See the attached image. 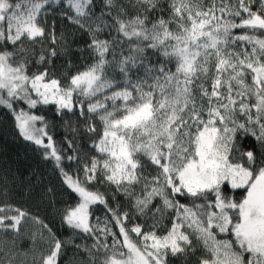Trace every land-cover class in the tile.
Here are the masks:
<instances>
[{
	"label": "snow or ice",
	"instance_id": "obj_1",
	"mask_svg": "<svg viewBox=\"0 0 264 264\" xmlns=\"http://www.w3.org/2000/svg\"><path fill=\"white\" fill-rule=\"evenodd\" d=\"M47 106L87 150L54 140ZM0 107L76 197L66 240L0 206V232L40 226L0 264H62L69 245L78 264H264V0H0Z\"/></svg>",
	"mask_w": 264,
	"mask_h": 264
},
{
	"label": "trees",
	"instance_id": "obj_2",
	"mask_svg": "<svg viewBox=\"0 0 264 264\" xmlns=\"http://www.w3.org/2000/svg\"><path fill=\"white\" fill-rule=\"evenodd\" d=\"M100 0H97L99 3ZM56 21L57 29L64 27L59 17H52ZM87 36H78L74 42V50L70 57H61L55 64L59 70L64 65L65 59H71L74 65L80 63L81 53L76 48H84L87 42ZM66 68V66H65ZM71 71L72 69H67ZM54 106H47L37 110L49 121V132L53 135L54 140L61 146L64 145V138L71 136L76 140L77 146L87 150L89 141L83 132V124H76L75 118L69 123L75 125L79 130V135L72 133L66 129L61 122L60 117L53 111ZM71 115V114H69ZM42 149L37 148L31 142L25 141L15 127L14 117L11 112L0 107V206H11L13 208H21L28 212L31 216H35L46 223L55 234L63 240L72 237V230L68 229L61 222L60 211L66 204L75 201V195L66 188L62 183V178L58 170L54 168L51 161H45L41 155ZM101 192H106L109 196L110 203L119 202L125 208H128L125 197L116 193L115 201L112 200L114 189L101 184L99 186ZM131 212L132 210L128 208ZM97 215L103 219L104 212L101 206H97ZM134 222L141 223L147 228L152 224L151 218L135 217ZM165 224L169 221L165 220ZM40 228L32 220L27 219L21 226V234L17 237L11 231L7 233L0 232V247H11V241H18V248L27 250L30 246L29 237ZM163 231V229H158ZM76 243H81L79 237H75ZM111 242V238H109ZM87 243L91 244V240ZM37 247L43 248L44 244L39 239ZM5 253H0V256ZM81 252L77 254V250L69 245L63 250L62 264H78L79 259L83 258ZM29 261L31 256L28 257ZM170 264H196V256L190 255L187 258L170 257Z\"/></svg>",
	"mask_w": 264,
	"mask_h": 264
}]
</instances>
